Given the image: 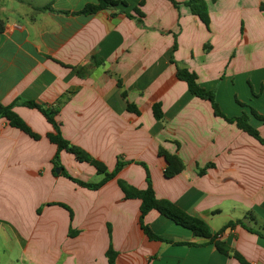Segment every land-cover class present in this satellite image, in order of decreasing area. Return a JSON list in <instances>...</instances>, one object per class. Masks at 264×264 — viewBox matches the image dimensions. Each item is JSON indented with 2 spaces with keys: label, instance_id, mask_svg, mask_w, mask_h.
Instances as JSON below:
<instances>
[{
  "label": "crops",
  "instance_id": "0c3cea01",
  "mask_svg": "<svg viewBox=\"0 0 264 264\" xmlns=\"http://www.w3.org/2000/svg\"><path fill=\"white\" fill-rule=\"evenodd\" d=\"M123 1L128 5L89 16L80 12L97 0H0V103L61 100L56 119L67 140L109 171L119 157L128 162L97 191L54 174L52 125L37 109L15 105L41 139L0 118V264H108L110 243L118 252L115 264H240L157 210L145 217L156 234L196 245L144 235L141 201L126 199L118 185L122 179L146 189L141 162L157 198L206 221L250 264H264V145L194 97L171 62L173 55L195 72L226 116L242 115L238 101L249 114L253 108L264 116V0H205L210 30L187 0H174L179 7L172 0ZM127 101L140 115L127 110ZM155 103L163 121L154 117ZM250 122L264 138V122L252 115ZM161 148L179 155L184 171L166 178ZM61 157L72 176L102 179L74 155L62 151ZM59 203L73 210V221ZM229 222L235 225L222 231ZM70 228L79 234L70 237Z\"/></svg>",
  "mask_w": 264,
  "mask_h": 264
},
{
  "label": "trees",
  "instance_id": "16d2710c",
  "mask_svg": "<svg viewBox=\"0 0 264 264\" xmlns=\"http://www.w3.org/2000/svg\"><path fill=\"white\" fill-rule=\"evenodd\" d=\"M176 7H179V3L172 0ZM186 6L190 7L192 13L200 18V20L205 24L208 30H210V16L208 11V5L205 0H187L184 3ZM118 5L127 6L128 3L123 0H97L95 4L87 5L80 13L87 14V15H94L103 10H110L114 9ZM136 13L143 17V13L139 10ZM128 17H131L130 14H127ZM138 23L141 24L142 20L138 18ZM4 31V23L0 20V33ZM210 45H206L205 50H209ZM177 50V43H175L174 51ZM171 62L176 65L177 68V77L179 80L186 82L188 91L196 98L209 101L213 108L214 114L216 116L222 117L225 121L230 124H234L239 130L243 131L246 134L257 139L261 144L264 145V138L260 135L259 129H257L251 122L250 116L252 115L258 121L264 122V116L260 115L255 109L251 108L250 114L243 112L240 116H233L228 117L226 116L220 109L219 104L216 101V95L214 91L207 90L200 86L198 82V76L195 72L189 70L187 67L180 65L172 55ZM96 65H101L103 60L95 61ZM117 85L119 89H123V82L120 78L117 79ZM121 95L124 99H127V92L122 91ZM238 103L242 107H248L247 104ZM23 105L25 107L31 109H37L40 111L46 120L52 125L54 131L47 135L48 140L56 145L57 152L52 159L53 164V172L57 175L56 169L60 168L61 173L60 175L68 178L69 180L76 183L78 186L82 188H86L88 190L97 191L105 186L109 181L118 177L119 173L122 169L128 164V162L124 161L122 157H119L117 160V164L113 171H109L105 163L101 162L100 160L94 158L91 154H89L86 150L77 146L67 140L61 131V125L57 122L56 117L58 116L63 102L60 100L54 106H43L35 101H22L17 100L14 104L5 106L0 103V118H5L8 120L10 125L14 128L20 129L21 131L28 134L34 140H40L41 136L34 132L32 128L14 111L15 105ZM153 114L157 121L164 120V112L162 110L161 103H155L153 105ZM127 110L131 113L140 115V110L135 104H132L127 101ZM66 151L76 158L78 162L81 163H88L89 165L93 166L97 174L102 176V179L98 182H87L82 179L76 178L72 176L69 172H67L66 168L62 164L61 160V152ZM159 155L163 156L166 159L167 167L165 168L164 175L166 178L170 179L177 175H179L185 169L184 161L180 158L177 154H170L164 149L159 150ZM145 167L147 170V188L143 190H139L126 181L122 179H118V185L123 191L126 199H139L141 201L140 206V226L144 233V235L150 241H158L167 244L173 245H187V246H195L196 244L191 242H184V241H176L174 239L158 235L156 234L151 227L146 224L145 217L146 215L151 212L152 210H157L163 216L171 219L176 224L189 229L193 232L194 236L197 238L208 239V243L214 244V246L220 251L222 254L227 256L231 255L235 259H237L240 264H250L240 253L233 251L229 245L221 241L219 239V233L213 234L209 224L200 219L198 217L192 216L186 211L182 210L178 207L175 203L167 199H159L156 196V192L153 188L151 176L149 173V169L145 163H140ZM211 165H208L206 168L200 170V174L203 175L206 173L207 169L210 168ZM58 205L67 209L70 213V219L73 221L74 213L73 210L65 204L59 203ZM243 227L248 229L252 233L259 234L258 232L254 231L252 228H248L242 222L238 221ZM235 223L229 222L226 224L224 231L227 228L234 226ZM109 233L111 237V226H109ZM79 234V231L73 230L70 228L69 235L70 237H76ZM118 256V252L113 248L112 243H110L109 249L106 252V257L108 259V264H115L116 258Z\"/></svg>",
  "mask_w": 264,
  "mask_h": 264
},
{
  "label": "rangeland",
  "instance_id": "374dc122",
  "mask_svg": "<svg viewBox=\"0 0 264 264\" xmlns=\"http://www.w3.org/2000/svg\"><path fill=\"white\" fill-rule=\"evenodd\" d=\"M243 110H244V112H246V113H248L247 111H245L246 109H245V107H243ZM249 114V113H248ZM60 157H61V155H60ZM62 158V157H61ZM66 170H67V168H66ZM67 172H69L68 170H67ZM98 176H100V175H98ZM101 177V176H100ZM97 177H95L92 181L93 182H96L97 180H95Z\"/></svg>",
  "mask_w": 264,
  "mask_h": 264
},
{
  "label": "water",
  "instance_id": "95a60500",
  "mask_svg": "<svg viewBox=\"0 0 264 264\" xmlns=\"http://www.w3.org/2000/svg\"><path fill=\"white\" fill-rule=\"evenodd\" d=\"M56 172H57V174H60L61 173V169L60 168L56 169Z\"/></svg>",
  "mask_w": 264,
  "mask_h": 264
}]
</instances>
